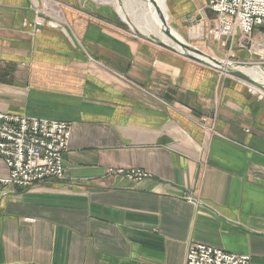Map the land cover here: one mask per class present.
<instances>
[{
    "label": "crops",
    "instance_id": "1",
    "mask_svg": "<svg viewBox=\"0 0 264 264\" xmlns=\"http://www.w3.org/2000/svg\"><path fill=\"white\" fill-rule=\"evenodd\" d=\"M37 1L0 0V110L71 124L67 179L0 182V264H186L190 242L264 264V102L231 80L218 101L217 72L80 8L63 12L77 42L48 27L32 38L22 24ZM208 3L172 0V17L205 7L208 25ZM215 113L223 137L198 124Z\"/></svg>",
    "mask_w": 264,
    "mask_h": 264
},
{
    "label": "rangeland",
    "instance_id": "2",
    "mask_svg": "<svg viewBox=\"0 0 264 264\" xmlns=\"http://www.w3.org/2000/svg\"><path fill=\"white\" fill-rule=\"evenodd\" d=\"M224 1L225 0H209L208 7L211 11V14L213 13V15L211 18H209L210 21L207 25L201 18L205 14V7H201L197 13L196 11L190 12V16L188 15L186 18H182L181 22H176V19H173L171 12L172 0H167L168 14L170 18L165 21L161 27L159 26L158 30L161 32V34H157L153 31L148 34L143 33L136 24L135 13L144 10L145 7H152L154 4L152 0H73L71 4L70 2H64L63 0H38V3L32 6L33 18L31 20L25 19L22 25L24 28H28V32H30L29 34L35 39L45 28L48 27L62 32L65 35V38L70 40L72 39L73 41L77 42L78 40L76 34L71 29V26L69 25V22L67 21L63 12L65 6L78 9L80 8V10H84V12H86L88 15L96 18L97 21H100L103 24L104 20L112 23L114 26H116V28L123 32L126 38L145 40L148 43L153 44L157 54L158 52H161L176 56L178 55L185 60L193 61L194 63L199 64V66L217 72L218 78L215 88L218 89V91L216 90V99L218 101L221 98V92L226 81L231 80L234 82V85L237 88L243 89L244 92L250 96L252 95L264 102V85L257 82L255 78L253 79L252 76L244 71V68L248 67L257 69L261 68L264 71V38H256L254 35V32L257 30L261 31L262 34L264 33V22L254 24L251 31L245 30L242 26L243 22L240 16L241 11L244 10L245 0H239V2L236 0H231V12L221 10L220 3H223ZM194 13L197 15H194ZM153 15H157V9L153 11ZM162 27H166L168 29H165L166 31L164 32ZM167 32L171 33V35H173L179 41L188 45V47L186 48L179 45L171 36L167 34ZM162 43L165 45H162ZM81 49L84 50L83 52L88 55V58L91 61L103 67H107L104 63L92 56L95 53L94 51H89L88 48H84L83 46H81ZM199 51L201 53H199ZM241 52H244L245 55ZM188 54L197 56L203 61L193 59ZM232 67H234V69L236 68L241 70L256 83L249 82L239 76L233 75L228 71ZM0 112L16 114L21 117L32 116L40 120H46V126H44V128H50L55 122L63 123L65 127L63 128L62 126H58L56 130L57 135L61 134L59 139L62 140L64 144L60 152L62 156L61 163L63 165V176H48L36 183H44L54 179H67L64 157L69 150L71 124L67 120L31 115L22 112L19 113L15 111L1 110ZM215 120L216 113L213 115L202 114L198 118V124L205 132H213L223 137V135L215 129ZM60 129H62V132H60ZM0 145L2 144L0 143ZM14 146L15 145L13 143H8V145L5 146V149L11 153L7 155L9 156V163L12 165L7 163L8 158L6 156L4 157L0 154V158L5 162L10 171H13L15 167L14 164L16 166L18 165L17 160L13 158V156L19 157L22 154V149L20 150L19 148H14ZM9 147L11 148L9 149ZM44 156L45 155L41 153L38 157L42 158ZM28 159V156L22 154V168H24V166L28 163ZM44 163L45 162H41L38 164V166L47 168L49 164L45 165ZM107 175L122 176L130 181H141L146 178L153 177L151 172L142 168H109L107 170ZM31 186H34V184ZM31 186L20 187L18 185V188L27 189ZM186 198L189 201L198 202L197 198L192 195H187ZM202 244L206 247L218 248L224 252L234 253L224 249L223 247L213 244L205 242H190L186 254V264H188L187 256L190 247ZM240 255L249 256L251 261L250 255Z\"/></svg>",
    "mask_w": 264,
    "mask_h": 264
},
{
    "label": "built area",
    "instance_id": "3",
    "mask_svg": "<svg viewBox=\"0 0 264 264\" xmlns=\"http://www.w3.org/2000/svg\"><path fill=\"white\" fill-rule=\"evenodd\" d=\"M230 1L225 0L220 3L222 11H230ZM236 1L239 2V0ZM240 16L243 28L251 31L254 24L264 22V0H245L244 10L241 11ZM45 122L46 120L32 116L21 117L16 114L0 112V143L2 144L0 145V154L6 156L7 163L12 165L9 163L7 155L11 153L5 149V146L8 143H13L14 148L22 149V154L29 158L28 163L22 168V154L19 157L13 156L18 165L14 164L15 167L9 176L11 178L6 183L27 187L31 186L32 182L41 181L48 176H63L60 152L64 144L59 139L61 134L57 135L56 130L58 126L64 128L65 125L55 122L50 128H44ZM41 153L45 156L39 158ZM41 162H45L44 164H49V166L47 168L39 167L38 164ZM187 258L188 264H250V257L247 255L228 253L218 248L206 247L203 244L191 246Z\"/></svg>",
    "mask_w": 264,
    "mask_h": 264
},
{
    "label": "bare ground",
    "instance_id": "4",
    "mask_svg": "<svg viewBox=\"0 0 264 264\" xmlns=\"http://www.w3.org/2000/svg\"><path fill=\"white\" fill-rule=\"evenodd\" d=\"M152 1L154 3L152 7H145L144 10L135 13L136 24L137 27H139L143 33L148 34L151 33V31H153L157 34H161V32L158 30L159 26L161 27V25H163L164 22L170 18L168 14L167 0H152ZM156 9H157V15L155 16L153 15V11ZM165 29L168 28L162 27V30L164 32L166 31ZM244 71H246L250 76H252L253 79L255 78L257 82L262 83L264 85L263 69L248 67V68H244ZM10 174L11 171L9 170V174L3 178H0V182L6 186H12L18 188V185L15 183H6L11 178L9 177ZM32 183L34 185L37 184L36 182L35 183L32 182Z\"/></svg>",
    "mask_w": 264,
    "mask_h": 264
},
{
    "label": "water",
    "instance_id": "5",
    "mask_svg": "<svg viewBox=\"0 0 264 264\" xmlns=\"http://www.w3.org/2000/svg\"><path fill=\"white\" fill-rule=\"evenodd\" d=\"M167 34L169 35V36H171L179 45H181L182 47H188V45H186L185 43H183V42H181V41H179L177 38H175L173 35H171V33H169V32H167ZM162 45H165L164 43H162ZM199 53H201L200 51H199ZM191 58H193V59H196V60H199V61H203V60H201L199 57H197V56H194V55H192V54H188ZM218 62V61H217ZM230 73H232L233 75H236V76H239V77H241V78H243V79H245V80H247V81H249V82H252V83H256L252 78H250V77H248L244 72H242L241 70H238V69H234V67H232L230 70H228Z\"/></svg>",
    "mask_w": 264,
    "mask_h": 264
}]
</instances>
